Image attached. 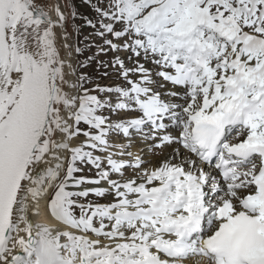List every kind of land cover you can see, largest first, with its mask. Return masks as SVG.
Returning a JSON list of instances; mask_svg holds the SVG:
<instances>
[{
	"label": "snow or ice",
	"instance_id": "snow-or-ice-1",
	"mask_svg": "<svg viewBox=\"0 0 264 264\" xmlns=\"http://www.w3.org/2000/svg\"><path fill=\"white\" fill-rule=\"evenodd\" d=\"M85 3L0 0V264H264V0Z\"/></svg>",
	"mask_w": 264,
	"mask_h": 264
},
{
	"label": "rangeland",
	"instance_id": "rangeland-1",
	"mask_svg": "<svg viewBox=\"0 0 264 264\" xmlns=\"http://www.w3.org/2000/svg\"><path fill=\"white\" fill-rule=\"evenodd\" d=\"M72 3L74 5L76 11L81 16H89V17H91V16L94 15L92 10L89 8L88 4L85 3V0H72ZM73 22L76 23V24H79V25H83V20H75ZM70 28H71V23H70ZM92 31L93 30L91 28H88L86 26H82L81 29H80L79 36H77L75 33H73L72 38H71L69 43H72V44L75 45L76 43L79 42L81 47H83L85 44H90L93 41L95 43H102V41H100L98 38L93 37V36L90 35V33H92ZM85 37H88V40H85ZM95 52H96V48L95 47H90V48L86 49L85 52L82 55H80V56H77V54L73 51L72 63L75 65L77 60H84L88 56H91ZM111 55L112 54L110 53L109 56H101L100 59L107 60V59L110 58ZM78 71L86 72L89 75H96L95 63L89 64L86 68L78 69ZM115 79H116V77H115V75H113L111 77V80H107L106 79L103 82L104 83H111L112 81H115ZM139 147H140V145L137 144L131 150L133 151V149H136V148H139ZM136 151H138V150H136ZM87 174L93 175L94 173H87Z\"/></svg>",
	"mask_w": 264,
	"mask_h": 264
},
{
	"label": "bare ground",
	"instance_id": "bare-ground-1",
	"mask_svg": "<svg viewBox=\"0 0 264 264\" xmlns=\"http://www.w3.org/2000/svg\"><path fill=\"white\" fill-rule=\"evenodd\" d=\"M69 31H71L70 24H69ZM70 42V41H69ZM139 149V148H138ZM138 149H133V152H137L136 150Z\"/></svg>",
	"mask_w": 264,
	"mask_h": 264
}]
</instances>
